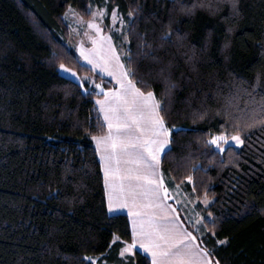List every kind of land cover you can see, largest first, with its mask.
<instances>
[{"label": "trees", "instance_id": "16d2710c", "mask_svg": "<svg viewBox=\"0 0 264 264\" xmlns=\"http://www.w3.org/2000/svg\"><path fill=\"white\" fill-rule=\"evenodd\" d=\"M101 1L0 0V264H151L138 251L120 257L132 230L126 215L108 211L91 138L107 131L102 95L58 71L63 63L114 88L66 43L68 9L89 20ZM109 1L124 15L135 10L125 65L171 130L165 180L212 200L202 246L219 264H264V133L246 132L223 153L206 145L259 112L264 0H237L238 15L230 0Z\"/></svg>", "mask_w": 264, "mask_h": 264}, {"label": "snow or ice", "instance_id": "6c2138e0", "mask_svg": "<svg viewBox=\"0 0 264 264\" xmlns=\"http://www.w3.org/2000/svg\"><path fill=\"white\" fill-rule=\"evenodd\" d=\"M234 14L237 0H230ZM135 10H130L128 16L132 17ZM113 22L123 19L115 9H112ZM93 17H103L105 12H92ZM68 13H65L67 18ZM88 28L94 29L97 35L101 29L94 20L88 22ZM231 31V29H229ZM165 33L161 39L167 37ZM127 39V37H124ZM101 40L107 42L105 54L96 59L81 50V56L92 65V71L99 69L101 73L111 76L119 86L115 89L103 88L99 83L95 88L99 89L96 104L103 115L107 131L103 135H93L91 138L96 143V150L100 157L101 168L104 173V185L108 198L107 208L109 213L127 208L128 216L132 221L131 243H126L120 250V255L131 252L137 245L151 257V264H219L212 258L210 249L203 247L204 240L200 236L209 231V225L204 218L196 213L193 222L188 217L189 226L186 227L181 220L179 210L167 201L173 196L165 183L164 173L160 169L161 154L167 155L170 149L166 146L170 143V129L166 127L161 115V104L152 91L144 92L137 87L134 81V73L130 67L121 62L117 48L111 43V36H101ZM93 43L96 40L93 39ZM227 47V44L225 45ZM60 70L71 75L77 81L82 78L77 76L71 68L59 65ZM83 79L88 80V77ZM90 83H94L91 82ZM260 77H256L253 89L259 87ZM84 87L83 83L79 85ZM87 92V89H85ZM251 95V93H249ZM201 118H203L201 116ZM103 127V125H101ZM258 129L264 133V96L259 102V112L253 110V115L238 118L232 133L221 132L213 135L206 141L207 146H215L220 153L227 149L225 145L230 143L239 147L245 143L243 134ZM189 183L193 177H186ZM173 192L180 191V185H175ZM202 202L208 205L207 194ZM180 204V200H176ZM212 216L211 212L207 214ZM213 221L212 228L214 229ZM203 228L204 231H201ZM214 235V232H213ZM119 240L118 236L113 237ZM225 244V240L216 241ZM84 259L95 261L91 257Z\"/></svg>", "mask_w": 264, "mask_h": 264}, {"label": "rangeland", "instance_id": "374dc122", "mask_svg": "<svg viewBox=\"0 0 264 264\" xmlns=\"http://www.w3.org/2000/svg\"><path fill=\"white\" fill-rule=\"evenodd\" d=\"M101 9H103V11L105 12V15L103 17H101L99 15H97L96 17H93L91 15V18L89 20H86L80 14H78L72 7H70L68 9V11L66 12V13H68L67 18L64 16L65 23L67 24V26L69 28V33H70L69 38L66 41V43L69 46V48H71L72 50H74L77 53L80 61L82 62L83 65H85L88 63H86V60L83 58V56H81V50L83 49L86 54L92 55L96 59H100V57L103 56L105 53H101V54H100V52L91 53V48H92V46H97V47L100 46L99 49H102V50L107 49V42L105 40H101L100 37L101 36H104V37L111 36L112 37L111 43L117 48V50L120 54L121 60L125 64L126 49H127V45H128V40L125 39L124 37L125 36L127 37V25H128V21H129L130 17L121 13L117 8H111L109 0H103L100 3H92L90 5L91 14H92V12H99ZM112 9H115L117 11V13L119 14V16L123 19V21H124L123 24L120 23L119 19L116 20L115 22H113L112 14H111ZM93 20L96 23H98L100 26L101 32L99 35H97V33L95 32L94 29L88 28V22L93 21ZM93 39L96 40L95 44L93 43ZM65 67H67V66H65ZM87 67H89V66H87ZM67 68H69V67H67ZM89 68L92 69V65ZM72 70L76 72L77 76L82 78L80 81H77L71 75L63 72L62 70H60V68L58 69L59 74L62 77L67 78L73 82H76L79 85L81 83H83V85H84L83 89H85L87 86L88 90L95 93L97 96H99L97 94V93H99V89L95 88V84L99 83L103 88H105L103 83L96 81L94 76L81 75L76 70H74V69H72ZM94 72L96 74H98L99 76H101L102 78L112 82L114 85V88H115V84L112 81L114 79L111 76L107 75L106 73H104V74L107 77H105L104 75H101V72L99 71V69L95 70ZM84 77H88L89 79L85 80V79H83ZM90 81L94 82V83H90ZM105 90H107V89L105 88ZM97 99H100V98H97ZM97 99H95V102L97 101ZM95 146H96V143H95ZM228 146L236 147L235 145L230 143L229 145H225V148H227ZM241 146H239L237 148H240ZM171 181H172L171 179L165 180V183L169 187L170 192L173 196L172 199L168 200V203L173 205L174 207H176L179 210V215H180L183 223H185L187 226H189L188 219H185V217H188L189 219H191L194 222L196 219V216H195L196 213H199L200 217L204 218L205 221L211 218L207 215L208 213H206L203 210V208L205 209L209 205L212 204V200L210 198H208L209 199L208 205H205L202 202L203 199L199 200L198 198H196V196L194 195V193L192 191L187 190V187L185 184H179L180 185V191L179 192H173L172 190L175 188V185H177V184H175L174 182H171ZM177 199L181 201L180 204L176 203ZM201 230H202V228H201ZM194 234L197 235L198 237H200V233H194ZM133 253H134V251L132 250L129 253H125L124 256L120 255V257L122 259H125L126 257L131 256ZM89 261H91V260H89Z\"/></svg>", "mask_w": 264, "mask_h": 264}, {"label": "crops", "instance_id": "0c3cea01", "mask_svg": "<svg viewBox=\"0 0 264 264\" xmlns=\"http://www.w3.org/2000/svg\"><path fill=\"white\" fill-rule=\"evenodd\" d=\"M100 48V46H92V48H91V53H97V52H100V54L101 53H105V50H102V49H99ZM79 57V56H78ZM81 57V56H80ZM121 62H122V60H121ZM87 63V62H86ZM123 63V62H122ZM86 66H89V67H91V65L90 64H85ZM101 75H104L105 76V74L104 73H101ZM105 77H107V76H105ZM113 82H114V84H115V88H118L119 86L116 84V82H115V80H112ZM115 88H113V89H115ZM97 99V98H96ZM100 99H103V97L102 98H100ZM98 100V99H97ZM96 106H97V104H96ZM97 109L99 110V106H97ZM101 114V113H100ZM101 116H102V118H103V115L101 114ZM106 125V124H105ZM106 128H107V126H106ZM169 140H170V138H169ZM166 148H170V143L166 146ZM98 156H99V154H98ZM162 156H163V154H161V160H162ZM99 159H100V157H99ZM100 164H101V162H100ZM102 173H103V170H102ZM103 177H104V173H103ZM106 197H107V195H106ZM107 203H108V198H107ZM167 203H168V201H167ZM169 204V203H168ZM111 215H117V214H124V215H126L127 217H128V219H129V222H130V226H131V230H132V221H131V218L128 216V209L127 208H123V209H120L119 211H116V212H113V213H110ZM184 225L186 226V227H188L185 223H184ZM133 251L135 252V251H138V252H140V253H142V254H144V255H146L148 258H149V260H150V262H151V257L147 254V253H145L142 249H140L139 248V246L137 245L134 249H133Z\"/></svg>", "mask_w": 264, "mask_h": 264}]
</instances>
